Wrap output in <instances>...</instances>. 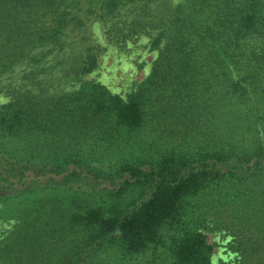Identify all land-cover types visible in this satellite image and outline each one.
Listing matches in <instances>:
<instances>
[{"label": "trees", "instance_id": "trees-1", "mask_svg": "<svg viewBox=\"0 0 264 264\" xmlns=\"http://www.w3.org/2000/svg\"><path fill=\"white\" fill-rule=\"evenodd\" d=\"M149 2L0 0V79L22 67L35 86L11 88L0 106V138L8 142L0 139V204L39 212L29 197L46 190H65L68 204L17 221L0 237V264H210L202 231L228 238L232 264H264V135L248 144L224 135L190 140V150L138 145V154L103 157L122 129H140L145 102L156 117L172 100L197 107L192 101L207 93L196 86L199 76L220 77L213 101L228 94L252 102L264 92V0H177L161 4L154 22ZM89 19H113L114 39L138 30L150 36L156 56L127 99L81 81L98 54ZM52 72L80 85L55 92L38 85ZM262 98L253 102V121L264 115ZM90 136L104 146L85 144Z\"/></svg>", "mask_w": 264, "mask_h": 264}, {"label": "rangeland", "instance_id": "rangeland-1", "mask_svg": "<svg viewBox=\"0 0 264 264\" xmlns=\"http://www.w3.org/2000/svg\"><path fill=\"white\" fill-rule=\"evenodd\" d=\"M149 1L151 17L148 18H152V22H154L155 19L161 16V4L172 5L177 0ZM138 5L140 6V4ZM141 9H134V13H139ZM122 14L128 16L127 11H124ZM90 19L85 25L86 33L88 34L89 42L97 46L98 54L96 66L90 72L84 74L81 77V81L100 85L111 96L122 100L127 99L130 94L132 95L136 91L137 86L146 79L151 62L155 58L157 51L151 45L150 36L142 30L133 29L138 31L131 33L130 38L122 40L114 39L107 33L113 19L105 23ZM200 66L201 71L206 72L208 67L206 65ZM21 70L22 67H18L14 71V74L0 79V106L10 99L11 88L17 85H21V88H31L28 80L20 76ZM58 74V72H52L41 76L42 80L46 81L38 85H46L47 90L50 92L71 90L80 85V81L77 80H57L56 76ZM49 77L52 79L47 80ZM199 77H202L203 81H198L196 86L203 89L206 88L207 93L204 90L203 95L199 96L197 100L192 101L191 104H197V107L187 108L184 107L185 100L181 101V99L176 102L172 100L173 102L167 105L168 107L163 106L165 107L162 109L163 112L156 117L152 114L154 110L145 102L147 105H143L142 108L146 113V120L140 129H135L131 132L122 129V134L118 140L114 141L108 150L106 148L104 151L106 154L103 157H128V155L138 154L140 152L138 145L140 148H147L148 146H153L152 144H162L167 148L184 146L183 148L187 147L189 149L192 147L188 144L204 143L210 138H215V136L224 135L236 143L248 144L253 142L256 132L261 136L264 135V115L257 121H253L249 115L253 112L254 100L258 99L259 101L260 97L263 98L260 100L258 108L262 109L263 111L261 112L264 114V92L254 94L252 102L250 99L244 101L242 98L230 97L228 94H224V98L219 101H213L216 96L211 92V84L215 82L214 79L220 80V77H210L208 74ZM222 79L223 77H221ZM32 88L35 90V86ZM196 94L198 93L196 92ZM158 108L156 107V109ZM181 112H183V115L180 114ZM185 112L187 116H185ZM193 112L195 114H191ZM192 115L193 121L190 119ZM159 126L161 128L160 135L157 133ZM0 139L8 144L5 138ZM190 140H192V143L189 142ZM89 142L96 148V151L105 144V141L96 139L93 136L85 139V144ZM56 193H60L59 197H57L60 202L53 200V195L56 196ZM65 193V190L56 192L47 190L38 191L32 194L29 199L36 201L35 206L39 212L46 211L52 204H58L61 209L67 210L68 204L64 203ZM53 201L54 203H52ZM42 202H44L46 207L39 206ZM39 212L35 209L25 215L27 212H25L24 204H16L14 201L0 204V237L10 233L9 231L15 226L17 221L19 223L27 222L33 214H35V217L37 215L40 216ZM42 218L44 219V217ZM42 218L38 219L41 223H43ZM59 220L56 219L55 221L58 222ZM202 233L204 234L205 243L209 246V263L232 264L233 254L226 247L228 238L223 237L216 231H202Z\"/></svg>", "mask_w": 264, "mask_h": 264}]
</instances>
